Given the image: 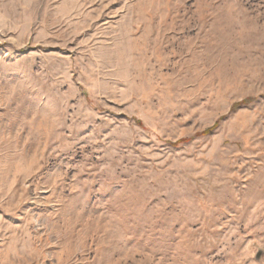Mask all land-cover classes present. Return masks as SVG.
Returning <instances> with one entry per match:
<instances>
[{"label": "rangeland", "instance_id": "374dc122", "mask_svg": "<svg viewBox=\"0 0 264 264\" xmlns=\"http://www.w3.org/2000/svg\"><path fill=\"white\" fill-rule=\"evenodd\" d=\"M0 264H264V0H0Z\"/></svg>", "mask_w": 264, "mask_h": 264}]
</instances>
